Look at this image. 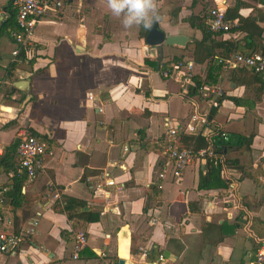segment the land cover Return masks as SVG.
<instances>
[{
    "label": "crops",
    "instance_id": "crops-1",
    "mask_svg": "<svg viewBox=\"0 0 264 264\" xmlns=\"http://www.w3.org/2000/svg\"><path fill=\"white\" fill-rule=\"evenodd\" d=\"M60 1L36 24L30 52L12 58L15 9L0 0V162L17 165L21 130L45 144L43 168L21 187L19 206L0 205V233L24 234L34 223L35 232L14 253H0V264H256L264 248V83L247 70L222 69L218 52L194 63L201 34L186 20L237 5L232 14L242 27L260 29L264 49V2L158 0L157 28L187 41L144 54L148 30L125 29L104 0ZM181 58L195 65L194 82L222 91L218 109L160 76ZM196 111L208 125L182 132ZM165 119L178 127V148L193 150L196 138L228 140L174 181L163 151ZM3 184L10 183L0 165ZM64 198L82 203L74 215L90 213L96 222L66 218ZM78 231L87 245L74 261Z\"/></svg>",
    "mask_w": 264,
    "mask_h": 264
},
{
    "label": "built area",
    "instance_id": "built-area-1",
    "mask_svg": "<svg viewBox=\"0 0 264 264\" xmlns=\"http://www.w3.org/2000/svg\"><path fill=\"white\" fill-rule=\"evenodd\" d=\"M11 5L15 9L14 23L15 31L11 33V38L14 44V49L10 55L12 58L17 57L20 53L26 54L32 49V37L36 24L44 16L45 13L55 12L58 10L62 3L60 0H11ZM224 8L213 7L208 10L207 26L210 32H227L232 23L225 21ZM217 63L224 70H235L237 68H247L255 76H257L262 83H264V57L260 54L241 55L235 52L227 54L225 57L216 58ZM194 64L190 60L175 59L160 70V76L163 79L170 80L178 84L181 88L194 89L195 93L203 100L209 109H218L219 100L223 97L221 90L206 86H197L193 81ZM165 128V146L164 153L171 164L170 176L176 181L179 179L183 171L192 162L213 157L214 154L210 149H182L176 145V135L178 127L172 124L168 119L163 122ZM208 121L205 115H200L194 112L188 120V124L182 132L197 133L200 128L206 127ZM17 165L14 170L6 173V179L9 183L14 178L24 176V183H32L43 168V156L45 153V144L38 140L35 136L31 135L26 130H21L17 133ZM218 140L225 143L227 137L224 134L219 135ZM126 151V148H123ZM262 165L264 167V154L261 156ZM162 178V174L159 175ZM111 183H108L110 185ZM6 192L4 186H0V205L3 204V195ZM56 197V195H54ZM35 223L24 234H5L0 233V253H14L18 248L19 243L23 238L35 232ZM87 245L85 233L78 231L73 236L71 244L72 260L78 259V254ZM144 253V251H141ZM103 258L102 253L98 254ZM255 263L264 264V248H260L255 253ZM102 264H107L105 261Z\"/></svg>",
    "mask_w": 264,
    "mask_h": 264
},
{
    "label": "trees",
    "instance_id": "trees-1",
    "mask_svg": "<svg viewBox=\"0 0 264 264\" xmlns=\"http://www.w3.org/2000/svg\"><path fill=\"white\" fill-rule=\"evenodd\" d=\"M261 3L264 0H259ZM238 6H234L232 9H227L224 13V19L227 22L232 23V27L227 32H218L212 33L209 31L207 26L208 21V11L205 16L201 19L190 17L186 20L187 24L194 29H197L201 38L199 41L193 42V52H192V61L196 64H200L204 61H210L217 58L225 57L227 54L235 52L241 55H252V54H260L264 57V49L260 47L257 43L259 42V34L260 29L254 25H251L250 28L242 27V19L235 13L232 14L233 11H236ZM209 10V9H208ZM254 23H256L254 21ZM146 30L143 27H140V36H144ZM243 33L244 37H242L239 41H234L233 39L229 40H221L223 34H236ZM242 43V44H240ZM239 44V46H238ZM218 52L219 55L214 57V54ZM22 54V53H21ZM216 59V58H215ZM175 60V59H174ZM220 66V65H219ZM221 67V66H220ZM244 69L255 76L249 69L247 68H237L235 70ZM197 86L203 85L202 83L195 82ZM205 85V84H204ZM188 95H194V89L188 88ZM187 93V92H186ZM32 135V134H31ZM33 136H35L33 134ZM38 138V137H37ZM190 139L188 138V141ZM223 142L219 141L218 138H214V141L207 145L202 138H196L194 140L193 150L196 151L198 149H211L213 154H218L221 150L220 146H222ZM227 145V144H226ZM0 165L3 167V172L8 173L11 170H14L16 167L13 162H0ZM209 173L217 175L219 173V168L217 166L209 165ZM209 173H206L205 180H208ZM212 179V178H211ZM24 176L19 178H14L10 184H3L0 186H4L6 188V192L3 195V204L2 206H10L12 208H17L19 206V201L21 200V187L24 184ZM64 205L62 207L63 213H65L66 218H80L85 223H93L96 222L97 217L95 215H91L90 213H82L81 215H74L75 212L83 207L81 202H78L74 199L64 198ZM72 214V215H71ZM3 233V232H1Z\"/></svg>",
    "mask_w": 264,
    "mask_h": 264
},
{
    "label": "clouds",
    "instance_id": "clouds-1",
    "mask_svg": "<svg viewBox=\"0 0 264 264\" xmlns=\"http://www.w3.org/2000/svg\"><path fill=\"white\" fill-rule=\"evenodd\" d=\"M104 3L111 15L121 20L125 29L143 27L150 31L160 19L158 0H104Z\"/></svg>",
    "mask_w": 264,
    "mask_h": 264
},
{
    "label": "water",
    "instance_id": "water-1",
    "mask_svg": "<svg viewBox=\"0 0 264 264\" xmlns=\"http://www.w3.org/2000/svg\"><path fill=\"white\" fill-rule=\"evenodd\" d=\"M187 39L183 36L175 35V36H166L162 31H160L156 23L153 24L150 31L145 35L143 42L145 44L144 54H146V50L148 47H155L159 45H163L166 47L177 46L184 47ZM23 82H17L16 85H21ZM16 87V86H15Z\"/></svg>",
    "mask_w": 264,
    "mask_h": 264
}]
</instances>
